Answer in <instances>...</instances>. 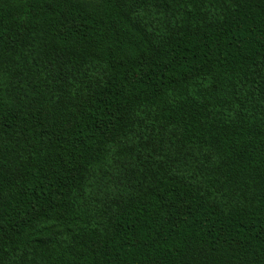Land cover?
Here are the masks:
<instances>
[{
    "label": "trees",
    "instance_id": "1",
    "mask_svg": "<svg viewBox=\"0 0 264 264\" xmlns=\"http://www.w3.org/2000/svg\"><path fill=\"white\" fill-rule=\"evenodd\" d=\"M0 264H264V0H0Z\"/></svg>",
    "mask_w": 264,
    "mask_h": 264
}]
</instances>
